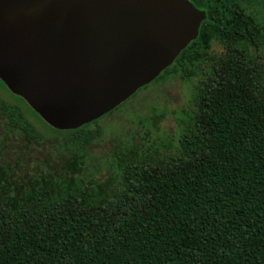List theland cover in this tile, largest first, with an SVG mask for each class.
Instances as JSON below:
<instances>
[{
  "label": "trees",
  "instance_id": "16d2710c",
  "mask_svg": "<svg viewBox=\"0 0 264 264\" xmlns=\"http://www.w3.org/2000/svg\"><path fill=\"white\" fill-rule=\"evenodd\" d=\"M191 1L207 18L153 80L193 82L175 154L126 147L89 176L124 102L62 130L0 79V264H264V19L252 0ZM15 140L25 157L7 160Z\"/></svg>",
  "mask_w": 264,
  "mask_h": 264
},
{
  "label": "water",
  "instance_id": "95a60500",
  "mask_svg": "<svg viewBox=\"0 0 264 264\" xmlns=\"http://www.w3.org/2000/svg\"><path fill=\"white\" fill-rule=\"evenodd\" d=\"M206 18L191 0H0V79L76 129L156 79Z\"/></svg>",
  "mask_w": 264,
  "mask_h": 264
},
{
  "label": "rangeland",
  "instance_id": "374dc122",
  "mask_svg": "<svg viewBox=\"0 0 264 264\" xmlns=\"http://www.w3.org/2000/svg\"><path fill=\"white\" fill-rule=\"evenodd\" d=\"M264 19V0H252L248 8ZM215 51H222L216 43ZM122 104V108L100 120L103 133L91 147V163L88 175L106 179L115 169L116 151L134 146L141 151L157 147L161 152L175 154L179 135L185 126L184 116L194 108L193 82L181 75L153 81L137 91ZM7 91L0 86V97L11 100ZM6 159L25 157L24 140L11 141ZM43 147H36L34 155H45ZM26 171V170H25Z\"/></svg>",
  "mask_w": 264,
  "mask_h": 264
}]
</instances>
